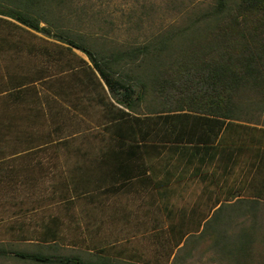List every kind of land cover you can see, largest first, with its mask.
I'll return each mask as SVG.
<instances>
[{"label":"crops","instance_id":"obj_1","mask_svg":"<svg viewBox=\"0 0 264 264\" xmlns=\"http://www.w3.org/2000/svg\"><path fill=\"white\" fill-rule=\"evenodd\" d=\"M238 123L226 122L212 144L188 148L141 140L129 146L101 129L109 144L54 147L53 161L36 156L42 147L0 158V248L13 251L0 264H60L14 252L159 264L165 235L174 247L171 235L198 233V224L220 205L239 201V177L251 180L253 188L262 185L264 192V124L241 122L252 126L253 139L240 148L230 130ZM215 128L198 125L195 130L212 134ZM24 153L32 154L29 161H14ZM134 235H151L152 256L142 259L130 245Z\"/></svg>","mask_w":264,"mask_h":264},{"label":"rangeland","instance_id":"obj_2","mask_svg":"<svg viewBox=\"0 0 264 264\" xmlns=\"http://www.w3.org/2000/svg\"><path fill=\"white\" fill-rule=\"evenodd\" d=\"M214 2L45 0L42 6L33 7L31 13L39 19L41 26L50 28V34L35 31L10 18L2 21V18L6 19L4 16L0 18V158L12 152L42 147L36 156L53 161L57 156L54 147L100 146L110 143L109 138L101 133V124L105 122L108 113L104 104L108 102L109 94L104 95L101 88L87 81L89 72L86 65H91L88 56L58 38L56 33L63 31L83 47L91 46L109 58L112 53L153 41L161 34L179 33ZM15 3L18 2L0 0V9L6 5L12 7ZM206 24L202 23L204 26ZM176 39L173 45H176ZM174 54V50L160 53L161 58ZM143 64L134 66L135 70L144 72L149 64ZM123 69L129 72L131 67ZM162 95L149 87L141 104L142 111L154 106L165 108L174 104V98H162ZM252 109L255 108H245L241 119L264 124V114H258ZM60 137H66L67 142H60ZM31 156L24 153L15 157L14 161L21 162V159L26 163ZM257 179L255 177L252 181L257 182ZM262 187L247 186L244 188L245 194L241 196L245 199L249 197L250 191H261ZM20 191L27 190L24 188ZM5 192L11 193L12 189ZM263 202L254 204L258 209V223L264 221ZM249 203H225L221 210L207 217L199 235L192 233L185 237L184 245L176 247L171 259L170 253L183 237L171 235L173 247L167 240L168 235H165V243L162 245L165 254L158 261L159 264H227L226 258L220 253L222 243H217L213 237L222 235L225 237H221L223 242H232L239 230L248 226L250 217L243 209ZM134 236L137 238L130 245L137 253H141L142 259L152 256L154 250L151 235ZM118 261L128 264L125 260Z\"/></svg>","mask_w":264,"mask_h":264},{"label":"trees","instance_id":"obj_3","mask_svg":"<svg viewBox=\"0 0 264 264\" xmlns=\"http://www.w3.org/2000/svg\"><path fill=\"white\" fill-rule=\"evenodd\" d=\"M12 1L18 3L0 9V18L6 17L2 21L10 18L30 29L50 34V28L41 26L31 13L33 7L42 6L45 0ZM204 22L206 26L202 25ZM56 34L90 59L91 65H86L87 81L101 88L104 95L109 94L104 104L108 113L101 124L102 130L120 136L129 146H137V140L168 142L171 148H188L197 142L212 144L226 122L234 126L237 121V128L230 130L239 138V147L253 139L249 130L252 126L241 122H255L241 119V115L250 107L264 114V0H215L179 33L161 34L153 41L112 53L109 58L91 46L83 47L63 31ZM174 39L176 45L172 44ZM173 50L174 55L161 58V52ZM143 63L149 64L144 72L135 70L134 66ZM129 66L131 70L126 72L123 68ZM149 87L157 94L163 93L162 98H174V104L142 111L141 104ZM198 125L216 128L212 134L198 133L195 130ZM59 139L67 142L66 137ZM230 146L237 147L236 144ZM251 184V180L240 179L239 202H250L247 208L240 209L249 214L248 226L240 229L232 242H223L222 235L213 237L217 243H222L220 253L227 264H264V221H256L258 209L254 205L261 202L256 198L264 193L255 190L247 192L249 197H241V190L244 192ZM219 210L221 205L212 216ZM201 227L198 224L196 229ZM178 235L183 237L175 244L179 248L190 234ZM11 254L13 251L0 248V259L11 258ZM14 255L46 262L57 260L60 264H122L106 259L86 261L19 252Z\"/></svg>","mask_w":264,"mask_h":264}]
</instances>
